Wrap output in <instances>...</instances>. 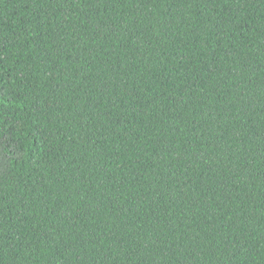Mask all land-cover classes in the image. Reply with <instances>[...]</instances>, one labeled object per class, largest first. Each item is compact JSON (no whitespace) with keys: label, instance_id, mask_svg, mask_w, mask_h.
I'll return each instance as SVG.
<instances>
[{"label":"trees","instance_id":"16d2710c","mask_svg":"<svg viewBox=\"0 0 264 264\" xmlns=\"http://www.w3.org/2000/svg\"><path fill=\"white\" fill-rule=\"evenodd\" d=\"M0 264H264V0H0Z\"/></svg>","mask_w":264,"mask_h":264}]
</instances>
